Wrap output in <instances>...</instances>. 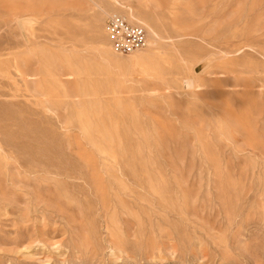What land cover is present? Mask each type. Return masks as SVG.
<instances>
[{"label":"rangeland","instance_id":"obj_1","mask_svg":"<svg viewBox=\"0 0 264 264\" xmlns=\"http://www.w3.org/2000/svg\"><path fill=\"white\" fill-rule=\"evenodd\" d=\"M0 264H264V0H0Z\"/></svg>","mask_w":264,"mask_h":264},{"label":"built area","instance_id":"obj_2","mask_svg":"<svg viewBox=\"0 0 264 264\" xmlns=\"http://www.w3.org/2000/svg\"><path fill=\"white\" fill-rule=\"evenodd\" d=\"M105 29L113 51L127 56L147 49L148 33L143 26L133 24L120 13H113L105 21Z\"/></svg>","mask_w":264,"mask_h":264},{"label":"water","instance_id":"obj_3","mask_svg":"<svg viewBox=\"0 0 264 264\" xmlns=\"http://www.w3.org/2000/svg\"><path fill=\"white\" fill-rule=\"evenodd\" d=\"M209 61L203 62L202 64H200L199 66H197L195 68V72L199 73L200 71H202L207 65H208Z\"/></svg>","mask_w":264,"mask_h":264},{"label":"bare ground","instance_id":"obj_4","mask_svg":"<svg viewBox=\"0 0 264 264\" xmlns=\"http://www.w3.org/2000/svg\"><path fill=\"white\" fill-rule=\"evenodd\" d=\"M149 45H150V42H149ZM132 56H138V55H132ZM134 61L136 64H139L141 62V60L138 57H135Z\"/></svg>","mask_w":264,"mask_h":264}]
</instances>
